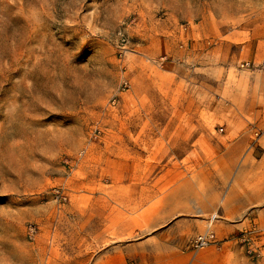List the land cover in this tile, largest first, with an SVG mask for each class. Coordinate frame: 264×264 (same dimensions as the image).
<instances>
[{"label": "rangeland", "instance_id": "1", "mask_svg": "<svg viewBox=\"0 0 264 264\" xmlns=\"http://www.w3.org/2000/svg\"><path fill=\"white\" fill-rule=\"evenodd\" d=\"M195 256L264 264V0H0V264Z\"/></svg>", "mask_w": 264, "mask_h": 264}, {"label": "built area", "instance_id": "2", "mask_svg": "<svg viewBox=\"0 0 264 264\" xmlns=\"http://www.w3.org/2000/svg\"><path fill=\"white\" fill-rule=\"evenodd\" d=\"M213 239V235H204V236H200L193 244V247L195 249H202L206 246H208V244H210V242Z\"/></svg>", "mask_w": 264, "mask_h": 264}, {"label": "crops", "instance_id": "3", "mask_svg": "<svg viewBox=\"0 0 264 264\" xmlns=\"http://www.w3.org/2000/svg\"><path fill=\"white\" fill-rule=\"evenodd\" d=\"M182 260H184V256L182 257ZM198 259H197V256H195L194 258H189L188 259V262H186V263H183V264H194L195 263V261H197ZM199 260H201V259H199ZM202 261H204V259H202Z\"/></svg>", "mask_w": 264, "mask_h": 264}]
</instances>
